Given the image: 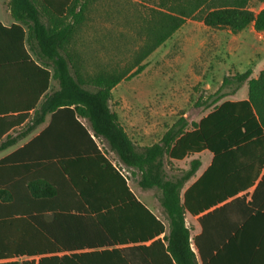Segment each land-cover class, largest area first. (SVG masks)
Returning <instances> with one entry per match:
<instances>
[{"label":"trees","instance_id":"16d2710c","mask_svg":"<svg viewBox=\"0 0 264 264\" xmlns=\"http://www.w3.org/2000/svg\"><path fill=\"white\" fill-rule=\"evenodd\" d=\"M89 1L9 3L13 19L27 28L29 51L39 66L27 58L45 79L44 100L34 113L33 126L43 123L47 115H52L51 129L56 119L69 120L76 144L71 172L64 159L68 156L36 154L46 134L0 161V169L11 171L10 183L0 184V264H264V204L258 202V194L264 198V175L251 201L239 196L254 187L261 175L246 167L244 144L250 137L246 124L260 115L259 102L264 101V73L249 81L248 101L219 105L235 95L252 73L226 77L217 92L198 103L210 110L199 123L181 117L158 143L138 147L110 108L112 91L123 78L105 74L85 78L68 49L85 20ZM214 1L221 6L203 13L201 22L206 27L238 34L254 24L258 32L264 31V9L256 14L247 2L240 3L244 0ZM193 11L182 9L178 16H168L154 35L151 50L171 38ZM51 79L59 89L47 94ZM92 136L139 174L142 190L159 192L169 223V233L162 239L164 224L136 198ZM204 151L214 158L193 185L186 188L200 169V160H193L182 176H168L166 158L182 161ZM40 167L54 169V175L71 183V194L87 207L86 216L71 215L69 204L61 199L60 185L44 176ZM187 214L201 216L202 233L195 238L186 225ZM82 229L91 232L86 242L76 233ZM85 248L92 251L82 252Z\"/></svg>","mask_w":264,"mask_h":264},{"label":"rangeland","instance_id":"374dc122","mask_svg":"<svg viewBox=\"0 0 264 264\" xmlns=\"http://www.w3.org/2000/svg\"><path fill=\"white\" fill-rule=\"evenodd\" d=\"M244 2L254 12L261 7L257 0L240 3ZM219 6L214 0H90L85 20L68 49L85 78L97 74L123 78L112 91L111 107L115 111L124 106V113L138 115L143 126L153 115L156 136L146 142L151 144L181 117L198 123L210 111L198 103L214 94L220 81L210 69H201L203 60L211 66L212 55L211 30L201 17ZM189 8L194 14L186 23L162 46L151 50L154 35L167 17ZM187 169L189 166L172 164L166 171L169 177L178 178ZM132 187L142 201L157 202V190H140L136 183Z\"/></svg>","mask_w":264,"mask_h":264},{"label":"crops","instance_id":"0c3cea01","mask_svg":"<svg viewBox=\"0 0 264 264\" xmlns=\"http://www.w3.org/2000/svg\"><path fill=\"white\" fill-rule=\"evenodd\" d=\"M10 1L0 0V161L17 153L33 140L46 134L42 139V143L36 147V154L40 156H47L49 154L68 156L64 159L69 164L71 172V152L75 151L76 144L73 138L74 127L71 126V121L56 119L54 127L51 129L52 115H47L43 123L33 126L34 113L44 100L45 94L42 93V89L44 88L45 79L43 73L34 67L27 58L29 55L31 60L39 66L35 55L29 51L27 28L19 24L11 15L9 9ZM262 9H264V2L261 3L260 9L255 13L257 14ZM18 26L21 29H18ZM206 28L210 29L212 34L211 66L206 65V62L203 60L201 62V69H210L214 77H218L220 86L217 91L226 77L244 74L247 71H251L252 73L249 80L243 84L235 95L227 96L219 105L225 102L248 101L250 91L249 81L258 80L264 73V31L258 32L254 24H251L238 34H233L230 30L225 29ZM203 54H201V57ZM244 57L246 62H242ZM58 89V83L51 79L47 94ZM125 103L129 104L130 107H137L136 103ZM123 107L119 106V109L114 111L110 102L111 110L117 113L120 124L138 147H150L158 143L169 129L157 140L155 139L154 143L148 144L146 142L154 139L156 136L157 123L154 116L149 117L143 126L141 118L138 115L124 113ZM259 107L260 115L256 114L255 120H251L246 124V129L250 131V137L246 139V143L244 144L245 164L252 171H261V175L255 186L239 195H246L247 202L251 201L255 189L264 175V164H262L264 162V101L259 102ZM23 115H27V117L23 119ZM80 122L85 128H88L86 120L82 119ZM92 139L101 154L118 170L122 169L120 172L127 179L128 186L136 198L164 224L165 233L160 237L162 239L169 233V223L159 203V197L157 202L147 199L142 201L132 187L135 183L138 185L139 174L134 169H128L123 165L102 140L94 136H92ZM213 158V154L208 151L187 157L182 161H170L166 158V168L172 164H183V166H189L190 168V163L193 160H200L202 165L195 177L186 185V188H188L207 171L212 164ZM52 165L55 166L53 168L56 170V162H53ZM40 170L44 176L56 179L62 191L61 199L69 204L71 215H79L81 213L82 217L86 216L87 207L79 197L71 194V183L69 181L66 182L64 178L54 175V169L47 171L45 167H40ZM9 172H11L9 167L0 169V184L10 179ZM140 190L142 189L140 188ZM262 197L263 193L258 194V202L264 204V198ZM200 217L191 216L190 214L186 215V225L191 231L192 238L202 233V227L199 222ZM76 233L82 237V242L88 241L91 235V232L86 229H82ZM192 248L197 254L194 245H192ZM91 251L88 248L82 250L84 253Z\"/></svg>","mask_w":264,"mask_h":264}]
</instances>
